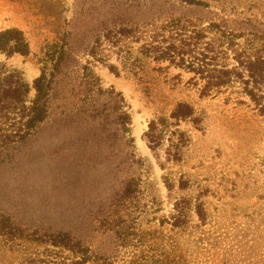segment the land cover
Here are the masks:
<instances>
[{
  "label": "rangeland",
  "instance_id": "1",
  "mask_svg": "<svg viewBox=\"0 0 264 264\" xmlns=\"http://www.w3.org/2000/svg\"><path fill=\"white\" fill-rule=\"evenodd\" d=\"M106 2L0 0V31L18 29L30 45L28 56L0 55V65L23 73L29 102L35 81L64 54L69 68L62 72L72 77L81 67L92 69L102 90L122 96L130 116L128 144L79 119L48 128L45 151L3 169L8 184L0 203L14 208L13 222L28 232L20 230L27 239L13 245L0 239V264H264V117L230 91L202 99L205 84L193 73L138 61V40L130 37L118 45L102 41L105 64L88 55L100 31L138 29L137 4ZM255 2L238 12L260 13L264 22V0ZM162 9L193 15L178 5ZM239 43L264 57V42ZM230 65L237 66L232 55ZM182 102L202 122L170 120L152 151L144 138L150 124L169 120ZM177 208L184 216L175 229Z\"/></svg>",
  "mask_w": 264,
  "mask_h": 264
},
{
  "label": "trees",
  "instance_id": "2",
  "mask_svg": "<svg viewBox=\"0 0 264 264\" xmlns=\"http://www.w3.org/2000/svg\"><path fill=\"white\" fill-rule=\"evenodd\" d=\"M109 2L123 7L137 4L138 29L115 25L100 31L88 55L105 64L99 58L102 41L118 45L123 38L130 37L138 40V61L143 58L157 64L169 63V67L193 73L194 80L205 84L200 90L202 99L230 91V97L248 98L264 117V57L258 51L249 55L239 43L241 39L246 45L250 41L264 42L263 15L243 16L238 12L244 3L257 7L255 0H107L106 3ZM168 5H178L193 15L184 17L173 13L172 9L163 11L162 7ZM154 9L159 11L150 17L143 16ZM205 13L206 20L202 17ZM204 23L209 24L205 29L201 28ZM200 45L202 50H199ZM29 54L30 45L23 32L18 29L0 31V55L9 59ZM231 55L237 63L233 68H230ZM67 68V58L61 54L35 81L36 97L29 102L30 86L23 73L0 65V202L8 184L1 178L2 172L6 175L3 169L13 168L19 157L45 151L50 145L42 144L41 136L54 125L68 128L80 119L87 125H99L106 137L119 135L128 144L130 116L124 112L122 96L102 90L92 69L81 67L69 77V72H62ZM109 68L114 72L113 66ZM175 79L180 80V76ZM237 86L239 91H236ZM170 120L177 123L190 120L194 125L202 122L192 105L179 103L169 120L162 117L150 124L144 138L152 151L161 147L169 132ZM59 132L61 134V130ZM13 209L2 207L0 203V239L6 245L27 239L20 230L28 231L12 220ZM175 210L173 227L177 229L181 227L184 209Z\"/></svg>",
  "mask_w": 264,
  "mask_h": 264
}]
</instances>
